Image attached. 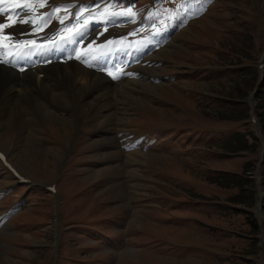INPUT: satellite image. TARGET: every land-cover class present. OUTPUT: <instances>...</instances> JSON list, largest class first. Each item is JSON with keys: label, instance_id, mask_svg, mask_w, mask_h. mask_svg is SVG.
Listing matches in <instances>:
<instances>
[{"label": "rangeland", "instance_id": "obj_1", "mask_svg": "<svg viewBox=\"0 0 264 264\" xmlns=\"http://www.w3.org/2000/svg\"><path fill=\"white\" fill-rule=\"evenodd\" d=\"M148 1L133 0L137 13ZM119 14L127 19L117 16L115 28L133 23V13ZM195 21L159 54V82L134 81L129 92L128 82H119L103 99L86 94L90 84L74 86L67 78L64 92L35 90L38 100L21 95L11 106L0 103V148L9 149L23 175L56 183L59 191L19 198V213L0 229V264H264V107L257 93L250 102L264 57V0H218L206 19ZM72 91L78 103L65 114L60 106ZM78 113L89 119V133L75 152L90 151L73 156L65 149L81 134L69 136ZM107 126L159 132V146L142 155L121 152L114 131L104 137ZM236 134L248 139L246 149L234 146ZM70 157L88 162L66 168ZM83 169L85 176L75 175ZM223 172L251 178L245 191L254 194L252 206L234 202L237 186L214 182ZM14 184L0 166V189H10L1 206L35 190Z\"/></svg>", "mask_w": 264, "mask_h": 264}, {"label": "bare ground", "instance_id": "obj_2", "mask_svg": "<svg viewBox=\"0 0 264 264\" xmlns=\"http://www.w3.org/2000/svg\"><path fill=\"white\" fill-rule=\"evenodd\" d=\"M5 4L8 5L9 3L6 1H1L0 2V8ZM11 6H14V3H12ZM25 17L26 16H23V18H25ZM28 22H29V18H27L26 21L23 23H17V25L20 26L21 29H25V25ZM77 51H81V49L78 48L74 52H77ZM52 56H54V55L52 54ZM110 58L112 59L113 56H111ZM27 69L28 70L19 74V73L12 71L11 69L3 66V65H0V103L1 104H2V102H4L5 104L11 106V104L21 95L30 96V97L32 95L34 97L35 90H37V91L46 90L47 91L48 89H50L51 91L52 90L53 91L54 90L60 91V89H58V88L57 89L53 88V87H60L61 91L64 92V88H63L62 84H63V81L66 80L67 78H69L70 80L72 79L74 86L79 85L78 81H80V80L84 81V82L82 83V85H79V86H84L86 84L88 86V84H90L91 88L86 89V94H88V95L93 94V96H95V97H98V96L104 94L103 96H100V98H103V99H105L107 97V95H109V94L113 95L114 90H116V86L113 89H112V86L119 83V82L110 83L108 78L106 79V77L101 75L103 72L100 73V72L94 71V69H92V63L90 61H82L80 63L70 61V62H67L65 64L51 63V64L44 66V67L42 65H37V66H33V67H30ZM115 69H116V67L112 70H115ZM104 71L111 72V74H112V71L110 70L109 62H107L106 60H105ZM85 75H89V78H85ZM117 75L118 74H116V73L112 74L114 79ZM127 80L128 79H124L123 81H127ZM104 81L108 82V83H105ZM127 82H128V86L124 89V90H126V92L128 91V89L131 91V89H134L133 87L136 86L135 84H133L134 80L127 81ZM139 83L142 84L143 82H139ZM104 86H109V88L106 92H102V89ZM62 92H60V93H62ZM70 92H69V94H70ZM71 94H72V96H69L66 99L65 105L60 104L61 105L60 107L63 106L62 108L64 109V111H67V114L71 113L70 108L76 107L77 103H78V97H76L78 94V91H72ZM9 96L11 97V99L9 102L6 103L5 100ZM34 98H36V100H38L37 97H34ZM52 100L53 99L50 97L49 100L43 99L41 101H45V102L49 103ZM106 103L112 104L109 101H106ZM42 107L46 108L44 105H42ZM112 107L113 106L105 108V109H107L105 112V116H107L109 114ZM59 110L63 111L61 108ZM107 111H109V112H107ZM77 117H78V122L70 130V133H72V131L74 133L75 130L78 131L79 127L81 126V117L82 116H80V114L78 113ZM76 120H77V118H76ZM15 124L17 125V123H15V121H14V126H16ZM105 130L108 132L111 130V128L107 126ZM34 136L36 137V134H34ZM111 139H115V138L111 137ZM108 154H113L114 155L113 157H116V154L118 155V152L108 153ZM104 157H103V159H104ZM109 159H111V158H109ZM104 160H108V159H104Z\"/></svg>", "mask_w": 264, "mask_h": 264}, {"label": "trees", "instance_id": "obj_3", "mask_svg": "<svg viewBox=\"0 0 264 264\" xmlns=\"http://www.w3.org/2000/svg\"><path fill=\"white\" fill-rule=\"evenodd\" d=\"M238 136L240 137V139L238 138V142L234 146L238 147L239 150L246 149L247 142L244 138V135H238ZM249 170L250 167L247 165L245 171H249ZM214 180H215L214 182H216V184L219 186L229 187L230 185H233L235 187L237 186L241 190V193H237L236 195L237 199H235L234 202L243 203V204L246 203L248 206L253 204L252 197L254 196V194L252 193L251 195H247V191H245V185L247 183L249 184L252 183L250 177L245 176L243 174H237V173L229 174L223 172L219 179L214 178Z\"/></svg>", "mask_w": 264, "mask_h": 264}]
</instances>
